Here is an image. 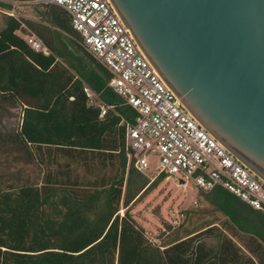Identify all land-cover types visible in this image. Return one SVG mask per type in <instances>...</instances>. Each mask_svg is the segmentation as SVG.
Masks as SVG:
<instances>
[{"label":"trees","instance_id":"1","mask_svg":"<svg viewBox=\"0 0 264 264\" xmlns=\"http://www.w3.org/2000/svg\"><path fill=\"white\" fill-rule=\"evenodd\" d=\"M21 1L43 9L19 19L2 3L0 116L19 105L22 116L18 129L0 132V153L37 164L40 175L17 173L0 185V264H264V213L221 186L197 190L233 233L211 223L185 227L163 245L147 237L130 206L168 174L140 171L128 157L125 124L136 112L108 85L110 72L84 48L65 9ZM31 33L49 54L30 47ZM84 85L113 109L99 117Z\"/></svg>","mask_w":264,"mask_h":264},{"label":"water","instance_id":"2","mask_svg":"<svg viewBox=\"0 0 264 264\" xmlns=\"http://www.w3.org/2000/svg\"><path fill=\"white\" fill-rule=\"evenodd\" d=\"M109 1L186 110L264 180V0Z\"/></svg>","mask_w":264,"mask_h":264},{"label":"built area","instance_id":"3","mask_svg":"<svg viewBox=\"0 0 264 264\" xmlns=\"http://www.w3.org/2000/svg\"><path fill=\"white\" fill-rule=\"evenodd\" d=\"M67 11L82 45L111 74L108 85L137 114L125 124L128 157L140 171L149 169L150 155L158 157L157 174L178 173L196 188L209 191L221 186L248 206L264 213V180L235 158L186 110L155 72L109 0H44ZM5 10L12 15L16 6ZM36 51L49 54L34 33L25 36ZM88 104L103 117L113 105L98 99L83 86Z\"/></svg>","mask_w":264,"mask_h":264},{"label":"rangeland","instance_id":"4","mask_svg":"<svg viewBox=\"0 0 264 264\" xmlns=\"http://www.w3.org/2000/svg\"><path fill=\"white\" fill-rule=\"evenodd\" d=\"M20 2L21 0H11ZM20 3L13 12L19 19H36L33 8L43 9L42 5ZM2 14L0 13V26ZM1 113V111H0ZM22 106H7V111L0 116V132L18 129L21 123ZM150 175H157L159 168L158 157L150 155ZM37 164H24L12 160L11 155L0 153V185L13 181L15 174L29 176L34 179L40 175ZM182 179L184 183H179ZM136 222L143 227L147 237L157 244H165L175 233H181L185 227L194 229L199 224L218 225L221 229L233 233V230L224 226L225 216L208 200L204 192H199L194 183L178 173L168 174L153 189L145 193L138 201L130 206ZM124 209L120 208V213ZM239 240V237H235ZM207 243L216 244V239L208 238Z\"/></svg>","mask_w":264,"mask_h":264}]
</instances>
